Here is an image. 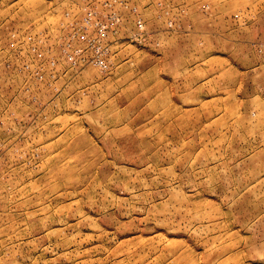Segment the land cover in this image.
<instances>
[{"label": "rangeland", "instance_id": "rangeland-1", "mask_svg": "<svg viewBox=\"0 0 264 264\" xmlns=\"http://www.w3.org/2000/svg\"><path fill=\"white\" fill-rule=\"evenodd\" d=\"M0 264H264V0H0Z\"/></svg>", "mask_w": 264, "mask_h": 264}, {"label": "built area", "instance_id": "built-area-1", "mask_svg": "<svg viewBox=\"0 0 264 264\" xmlns=\"http://www.w3.org/2000/svg\"><path fill=\"white\" fill-rule=\"evenodd\" d=\"M93 20V14L90 13L89 14V17H86L84 19V21H82V26H76V25H73V32L71 33V42L68 43V59L70 61H72V63L74 65L78 64L79 62V59H77V57H80V56H83L84 55V52L85 50L82 49V48H78V47H74L73 45V40L76 39V37H80L82 40L86 41L87 42V45L88 48L89 47H94L96 43H100V42H103L106 40V38L108 37L107 36V33H106V28H102L99 30V32L97 33V37H99V39H96L95 38H91L88 33L86 32V29L87 27L91 24ZM83 61V59H82ZM96 64L98 65H103L104 62L103 61H100V62H97ZM106 65V64H105Z\"/></svg>", "mask_w": 264, "mask_h": 264}]
</instances>
